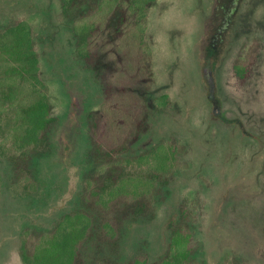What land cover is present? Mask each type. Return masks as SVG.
<instances>
[{
    "label": "rangeland",
    "instance_id": "rangeland-1",
    "mask_svg": "<svg viewBox=\"0 0 264 264\" xmlns=\"http://www.w3.org/2000/svg\"><path fill=\"white\" fill-rule=\"evenodd\" d=\"M130 3L0 0V33L31 28L52 116L45 142L0 146V264L73 213L89 225L72 264H163L178 234L188 264H264V0H154L150 56ZM166 142L175 164L152 168Z\"/></svg>",
    "mask_w": 264,
    "mask_h": 264
},
{
    "label": "trees",
    "instance_id": "trees-1",
    "mask_svg": "<svg viewBox=\"0 0 264 264\" xmlns=\"http://www.w3.org/2000/svg\"><path fill=\"white\" fill-rule=\"evenodd\" d=\"M66 2V0H64ZM129 9L134 11V35L145 47L148 56L151 50L146 42L148 5L154 0H129ZM66 5V4H65ZM66 7V6H65ZM80 23V24H79ZM89 25L86 21L83 23ZM78 22L75 32L78 35L79 52L86 54L88 50L82 46L86 38L84 25ZM170 101L169 94H163L156 99L159 105H167ZM50 99L48 86L40 77L39 59L32 45L31 28L27 22L18 24L0 33V146L5 149L12 143L17 149L24 150L33 143L45 142L39 137V132L52 120L50 113ZM10 127L12 130H10ZM13 140H10V137ZM39 146V145H38ZM143 160L153 163L152 168L170 170L177 159L176 150L172 144L166 142L152 149L142 157ZM156 163V164H155ZM156 165V166H155ZM154 173H149L145 180L142 177H127L121 184L112 189H124L129 180L135 185V191H140L144 184L146 188L155 182ZM143 192V190H141ZM84 214L73 213L66 216L60 224L66 228V234L58 233L44 236L33 252H25L23 259L26 264H64L61 257L66 253V264H72L73 255L76 253L77 241L84 235L88 227ZM170 255L163 264H188L186 246L178 234L173 239Z\"/></svg>",
    "mask_w": 264,
    "mask_h": 264
}]
</instances>
